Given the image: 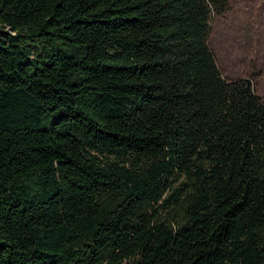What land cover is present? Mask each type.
<instances>
[{"label":"trees","instance_id":"trees-1","mask_svg":"<svg viewBox=\"0 0 264 264\" xmlns=\"http://www.w3.org/2000/svg\"><path fill=\"white\" fill-rule=\"evenodd\" d=\"M229 0H0V264H264V100L210 44Z\"/></svg>","mask_w":264,"mask_h":264},{"label":"rangeland","instance_id":"rangeland-1","mask_svg":"<svg viewBox=\"0 0 264 264\" xmlns=\"http://www.w3.org/2000/svg\"><path fill=\"white\" fill-rule=\"evenodd\" d=\"M210 44L223 75L251 76L264 100V0H229L212 20Z\"/></svg>","mask_w":264,"mask_h":264}]
</instances>
